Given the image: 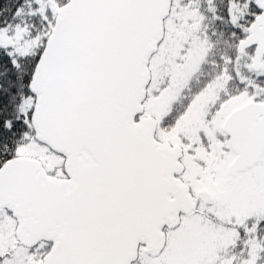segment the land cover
Returning a JSON list of instances; mask_svg holds the SVG:
<instances>
[{
	"label": "snow or ice",
	"instance_id": "1",
	"mask_svg": "<svg viewBox=\"0 0 264 264\" xmlns=\"http://www.w3.org/2000/svg\"><path fill=\"white\" fill-rule=\"evenodd\" d=\"M0 264H264V0H0Z\"/></svg>",
	"mask_w": 264,
	"mask_h": 264
}]
</instances>
